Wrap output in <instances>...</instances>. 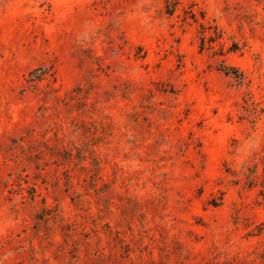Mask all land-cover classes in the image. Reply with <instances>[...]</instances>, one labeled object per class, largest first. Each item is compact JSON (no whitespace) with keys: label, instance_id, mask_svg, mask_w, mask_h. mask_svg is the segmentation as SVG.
I'll return each mask as SVG.
<instances>
[{"label":"rangeland","instance_id":"rangeland-1","mask_svg":"<svg viewBox=\"0 0 264 264\" xmlns=\"http://www.w3.org/2000/svg\"><path fill=\"white\" fill-rule=\"evenodd\" d=\"M0 264H264V0H0Z\"/></svg>","mask_w":264,"mask_h":264},{"label":"trees","instance_id":"trees-1","mask_svg":"<svg viewBox=\"0 0 264 264\" xmlns=\"http://www.w3.org/2000/svg\"><path fill=\"white\" fill-rule=\"evenodd\" d=\"M173 4H175V3H172V2H171V3H169V6H171V5H173Z\"/></svg>","mask_w":264,"mask_h":264}]
</instances>
